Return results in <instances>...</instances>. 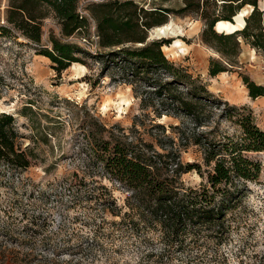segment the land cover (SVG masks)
Returning a JSON list of instances; mask_svg holds the SVG:
<instances>
[{
	"label": "trees",
	"instance_id": "trees-1",
	"mask_svg": "<svg viewBox=\"0 0 264 264\" xmlns=\"http://www.w3.org/2000/svg\"><path fill=\"white\" fill-rule=\"evenodd\" d=\"M207 4L221 9L219 19L201 12ZM189 14L203 19L206 28L201 41L220 44L218 52L226 65H234L231 60L239 49L235 36L264 58V0H183L177 10L146 9L134 0H0L1 37L22 38L58 74L73 63L89 67L88 60L96 62L100 65L97 78L108 75L111 81L130 86L141 109H151L156 118L165 115L191 126L170 127L179 139L176 143L164 137L163 125H153L161 136L152 143L126 133L117 124L107 128L93 120L88 132L89 161L100 178L126 193L124 212L115 205L111 190L98 181H92V190L83 197L78 194L87 186L85 177L76 176L67 184V191L75 193L73 200L93 201L120 217L110 223L102 219L99 230L108 224L111 234L141 235L149 244L154 235L160 249L153 247L144 256L148 261L153 258V264H170L174 259L189 264L190 259L199 260L207 239L219 245L230 231L229 212L241 202L245 183L260 173V163L247 155L264 153V131L255 125L250 109L225 103L221 111L220 101L200 77L165 57V41L148 39L149 30L166 24L168 16ZM91 37L96 38L94 52L76 40L89 42ZM225 71L222 63L211 62L208 74L215 77ZM241 78L250 99L264 97V84L248 76ZM215 111L237 127L235 136L217 142L200 138L203 133L196 131L211 123ZM17 140L13 117L0 113V165L26 170L29 155ZM189 143L199 147L204 166L211 168L207 185L197 188L181 180L192 170L202 175L200 165L180 159L179 147ZM5 249L0 243V255ZM3 257L2 264L17 263Z\"/></svg>",
	"mask_w": 264,
	"mask_h": 264
},
{
	"label": "rangeland",
	"instance_id": "rangeland-1",
	"mask_svg": "<svg viewBox=\"0 0 264 264\" xmlns=\"http://www.w3.org/2000/svg\"><path fill=\"white\" fill-rule=\"evenodd\" d=\"M134 1L146 9L161 6L177 10L183 5V0ZM202 11L215 19L221 15V9L210 4L202 5ZM166 23L169 30L153 28L149 30L148 39L165 41V46L169 47L162 49L165 57L186 67L193 77H200L208 91L220 101L221 111L225 103L245 106L251 110L255 125L264 131V97L250 99L241 78L248 76L255 83L264 84V58L235 36L240 42L239 49L231 60L234 65H226L218 52L220 44L201 41L206 28L203 19L194 14L171 15ZM76 40L94 52L95 37L89 42ZM227 47L234 53L231 45ZM211 62L222 63L226 71L210 77ZM87 63L89 67L83 72L70 65L58 74L51 62L36 54L34 47L22 38L0 36V113L13 117L18 145L30 159L26 170L0 165V243L6 248L0 258L4 256L7 261L12 259L16 264H153V258L151 263L144 256L153 247L160 249L154 235L153 244H149L141 235L130 236L120 231L111 234L108 224L99 230L97 226L102 219L110 223L119 221L120 217L97 207L93 201L73 200L75 193L67 191V184L76 176L85 177L87 186L78 194L83 197L92 190V181H98L111 190L115 205L124 212L127 210L126 193L100 178L89 161L88 132L93 120L98 119L107 128L117 124L126 133L152 143L161 136V131L153 125H163L164 137L176 143L179 139L170 127L191 126L165 115L154 117L151 109L140 108L130 86L111 81L108 75L97 78L100 65L91 60ZM215 112L211 123L196 131L203 133L200 138L217 142L235 136L237 127L223 117L220 119L218 111ZM179 149L181 161L200 165L202 172L199 175L192 170L183 174L184 185L192 188L207 185L211 168L204 166L199 147L189 143ZM247 156L260 163V173L254 181L245 183L241 202L229 212L230 231L219 245L207 239L199 260L190 259L189 264H264V153ZM170 264L185 263L174 259Z\"/></svg>",
	"mask_w": 264,
	"mask_h": 264
},
{
	"label": "bare ground",
	"instance_id": "bare-ground-1",
	"mask_svg": "<svg viewBox=\"0 0 264 264\" xmlns=\"http://www.w3.org/2000/svg\"><path fill=\"white\" fill-rule=\"evenodd\" d=\"M155 28H157L158 29V31H166V30H169L170 29V27H169V23H166V24H164V25H162V26H159V27H155ZM178 42V41H177ZM177 44V43H176ZM179 44V43H178ZM163 48H165V49H169V47L168 46H163L162 47V49ZM71 68H74L75 70H78V71H81V72H83V71H85V67L83 66V65H80V64H72L71 65ZM163 117H165V116H163Z\"/></svg>",
	"mask_w": 264,
	"mask_h": 264
},
{
	"label": "water",
	"instance_id": "water-1",
	"mask_svg": "<svg viewBox=\"0 0 264 264\" xmlns=\"http://www.w3.org/2000/svg\"><path fill=\"white\" fill-rule=\"evenodd\" d=\"M244 19H245V18H244ZM230 22H234V16L232 17V19H231ZM244 22H245V20H244ZM216 24H217V22H215V23L213 24V30H215V28H216Z\"/></svg>",
	"mask_w": 264,
	"mask_h": 264
}]
</instances>
